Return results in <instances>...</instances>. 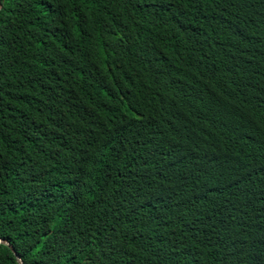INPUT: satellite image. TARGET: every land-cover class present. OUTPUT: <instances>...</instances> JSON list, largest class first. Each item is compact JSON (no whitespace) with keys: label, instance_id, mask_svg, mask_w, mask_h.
Here are the masks:
<instances>
[{"label":"trees","instance_id":"1","mask_svg":"<svg viewBox=\"0 0 264 264\" xmlns=\"http://www.w3.org/2000/svg\"><path fill=\"white\" fill-rule=\"evenodd\" d=\"M0 240L264 264V0H0Z\"/></svg>","mask_w":264,"mask_h":264},{"label":"water","instance_id":"2","mask_svg":"<svg viewBox=\"0 0 264 264\" xmlns=\"http://www.w3.org/2000/svg\"><path fill=\"white\" fill-rule=\"evenodd\" d=\"M0 244L9 245V244H8V241H5V240H4V241H3V240H0ZM11 248L14 250V247H13V246H11ZM14 251H15V250H14ZM17 257H18V260H19V261H18L19 264H24L23 261H22L23 259L21 258V256L18 255Z\"/></svg>","mask_w":264,"mask_h":264}]
</instances>
